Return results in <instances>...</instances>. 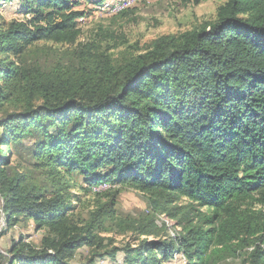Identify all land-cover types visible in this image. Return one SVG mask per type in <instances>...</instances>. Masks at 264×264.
Segmentation results:
<instances>
[{
    "label": "trees",
    "instance_id": "16d2710c",
    "mask_svg": "<svg viewBox=\"0 0 264 264\" xmlns=\"http://www.w3.org/2000/svg\"><path fill=\"white\" fill-rule=\"evenodd\" d=\"M18 2L32 19L0 20L1 210L8 228L23 217L43 235L13 243L0 264H80L83 247L86 264L121 251L124 264L176 253L188 264H264V0H227L215 21L122 59L102 39L80 42V0ZM50 43L74 46L72 57L30 61ZM102 186L115 193H95L81 219L76 192ZM120 189L147 195L152 212L120 220ZM161 216L181 228L175 240ZM107 223L136 243L110 249Z\"/></svg>",
    "mask_w": 264,
    "mask_h": 264
},
{
    "label": "rangeland",
    "instance_id": "374dc122",
    "mask_svg": "<svg viewBox=\"0 0 264 264\" xmlns=\"http://www.w3.org/2000/svg\"><path fill=\"white\" fill-rule=\"evenodd\" d=\"M114 0H105L109 4ZM100 0H80V5L75 10L85 13L84 17L78 21V27L82 32L80 42H92L95 39L104 40V45L113 48L114 58L122 59L126 56H136L145 53L147 48L158 38L167 35H178L194 28L215 21L219 8L226 4L227 0H141L126 16L112 13L103 6ZM33 15L24 13L18 0H6L0 9V20L5 24L12 21H27ZM30 56V61L40 63L45 68H52L55 64L66 63L74 46H56L54 44H40ZM10 108L9 111H13ZM2 114H0L1 118ZM16 164L19 155L13 151L10 154ZM77 191V190H76ZM108 186H102L88 197L82 196L81 192H76L82 197L81 204L77 207V216L81 219L89 218L90 213L95 210V193H115L110 192ZM116 213L117 217L125 222L143 220L152 212L148 196L134 190L120 189L116 193ZM108 201V198L101 200V204ZM187 202H181L185 205ZM159 224L166 226L164 230L169 240H175L181 228L175 226L174 222L168 221L165 217L159 218ZM165 223L166 225H164ZM161 226V225H160ZM108 231L102 236L112 240L110 249H124L128 244H133L136 237L131 231H120L114 225L107 223ZM43 232L37 231L32 221L23 217L12 228L7 227L4 213L1 210L0 200V252L7 255V250L13 243L23 241L39 245ZM136 243V242H135ZM134 243V244H135ZM90 257V249L83 247L78 251L76 261L86 264ZM214 259L209 264H214ZM95 264H124L123 252H119L115 261L109 258L99 259ZM167 264H188L182 253H176L174 259ZM216 264H240L238 259H227Z\"/></svg>",
    "mask_w": 264,
    "mask_h": 264
},
{
    "label": "bare ground",
    "instance_id": "6f19581e",
    "mask_svg": "<svg viewBox=\"0 0 264 264\" xmlns=\"http://www.w3.org/2000/svg\"><path fill=\"white\" fill-rule=\"evenodd\" d=\"M140 1L141 0H131V1H129V0H116V1H113V3H111V5L106 7L105 10L107 9L108 11H111L112 13L118 14L122 11H125L127 9L134 7Z\"/></svg>",
    "mask_w": 264,
    "mask_h": 264
},
{
    "label": "crops",
    "instance_id": "0c3cea01",
    "mask_svg": "<svg viewBox=\"0 0 264 264\" xmlns=\"http://www.w3.org/2000/svg\"><path fill=\"white\" fill-rule=\"evenodd\" d=\"M114 1H116V0H114ZM113 2V1H112Z\"/></svg>",
    "mask_w": 264,
    "mask_h": 264
},
{
    "label": "built area",
    "instance_id": "2783aa9c",
    "mask_svg": "<svg viewBox=\"0 0 264 264\" xmlns=\"http://www.w3.org/2000/svg\"><path fill=\"white\" fill-rule=\"evenodd\" d=\"M129 1H131V0H129Z\"/></svg>",
    "mask_w": 264,
    "mask_h": 264
}]
</instances>
